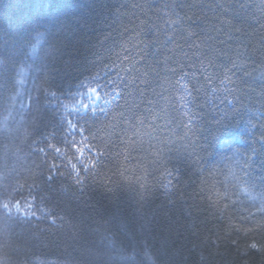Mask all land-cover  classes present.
Masks as SVG:
<instances>
[{"label":"trees","instance_id":"trees-1","mask_svg":"<svg viewBox=\"0 0 264 264\" xmlns=\"http://www.w3.org/2000/svg\"><path fill=\"white\" fill-rule=\"evenodd\" d=\"M0 264H264V0H0Z\"/></svg>","mask_w":264,"mask_h":264},{"label":"rangeland","instance_id":"rangeland-1","mask_svg":"<svg viewBox=\"0 0 264 264\" xmlns=\"http://www.w3.org/2000/svg\"><path fill=\"white\" fill-rule=\"evenodd\" d=\"M85 101V106H88L89 104H91V102H93L92 104H97L96 102L98 101V96H97V93H95L94 91H89L87 93V96L85 97L84 99Z\"/></svg>","mask_w":264,"mask_h":264},{"label":"snow or ice","instance_id":"snow-or-ice-1","mask_svg":"<svg viewBox=\"0 0 264 264\" xmlns=\"http://www.w3.org/2000/svg\"><path fill=\"white\" fill-rule=\"evenodd\" d=\"M69 123H71V122H69ZM73 127H75V126L73 125ZM2 206H3L5 209H7V208H8V203L5 202V203L2 204ZM29 206H30V205H29ZM16 208H17V211H19V208H20L19 204L16 205ZM251 247H252V248H256L257 245H256L255 243H253V244L251 245Z\"/></svg>","mask_w":264,"mask_h":264}]
</instances>
